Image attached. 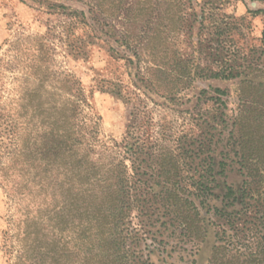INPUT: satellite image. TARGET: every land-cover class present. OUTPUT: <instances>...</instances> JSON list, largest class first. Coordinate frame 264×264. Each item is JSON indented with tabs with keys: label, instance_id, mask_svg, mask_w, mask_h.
Masks as SVG:
<instances>
[{
	"label": "rangeland",
	"instance_id": "374dc122",
	"mask_svg": "<svg viewBox=\"0 0 264 264\" xmlns=\"http://www.w3.org/2000/svg\"><path fill=\"white\" fill-rule=\"evenodd\" d=\"M262 10L264 0H0V264H99L91 187L72 185L68 170L86 155L119 162L129 130L165 153L194 149L179 161L194 177L215 174L211 203L225 212L205 216L190 197L205 231L187 230L159 220L150 196L121 227L129 264H264V85L237 97L241 80L264 83ZM240 109L242 138L237 126L229 137ZM222 111L227 124L213 120ZM201 132L215 152L198 154Z\"/></svg>",
	"mask_w": 264,
	"mask_h": 264
},
{
	"label": "trees",
	"instance_id": "16d2710c",
	"mask_svg": "<svg viewBox=\"0 0 264 264\" xmlns=\"http://www.w3.org/2000/svg\"><path fill=\"white\" fill-rule=\"evenodd\" d=\"M35 46L38 52L41 53L45 48V43H36ZM228 76L233 75L230 72L221 75V78L227 79ZM246 85L257 88L264 85V83L254 82L248 78L241 80L237 88V97L241 104L246 99L242 86ZM216 91L224 93L220 89H216ZM243 112L240 109L231 117L229 137L233 136L234 129L237 126L240 130L237 131L239 132V138H242V129H244ZM226 117L227 114L222 111L219 115L213 116V120L217 118V121L221 120L227 124ZM210 128L216 129L215 126ZM203 134L201 132L195 140L198 154L203 153L205 150L215 152L211 139L213 135L206 138ZM201 136L203 137L200 139ZM63 137L67 142L68 151H73L75 148L74 142H71L70 145L68 143L70 134L66 132ZM127 138L123 142L122 159L119 162L108 163V165L95 164L86 155L82 157L81 168L78 167V161L75 160L73 161L74 164L71 165L72 169L68 170L72 185L91 187V189L88 188L90 194L87 196L86 213H88V230L93 231L98 237V242H101V246H99L101 260L99 259V264H129L127 261L129 255L127 250L124 249V241L127 238L120 236L123 233L128 234L126 231L128 228L121 229V227L123 228L125 225L129 211L133 207L137 206L140 211L144 210V207L148 205L150 196H152L153 202H156V206L153 208L157 211L159 220L162 217H168L173 224L182 225L187 230L192 228L190 223L193 224L197 221L198 227L195 230L197 232L205 231L203 226L204 217L199 207L194 204L190 197L199 199L200 207L205 208V216L211 210L219 214L225 213L211 203L214 199L219 198L212 191L210 185L214 181L215 174L209 173L204 168L201 171L198 170L197 177H194L195 173H190L191 167H189L190 170H186L187 165H184L183 159L181 162L179 161L181 155L179 157L178 152L180 150H182V155L186 154L190 157L192 154L195 155L194 149L184 148L178 142L176 154H174V150L165 153L166 151L161 145L148 141V138H140L133 130H129ZM228 144V142L225 143L224 148H227ZM61 149L60 144L55 145L51 148L50 154L58 156L59 153L61 154ZM45 153H43L44 157L40 158V162L45 161L44 164L47 166L49 163L46 160L48 157L44 155ZM70 156L73 157L74 155L70 154ZM126 161L130 162V165ZM224 167L225 163H220L218 174H223ZM146 168L150 170V178L153 176L155 185L147 187L143 185L147 183V181H142V176L146 174ZM240 168H244V165ZM184 169L187 171V175L183 174ZM246 174L248 177L257 176V172L254 170ZM225 190L226 192L221 197L223 202L233 195V190L230 187H225ZM228 203L225 202V205ZM153 205L151 203V206ZM161 226L162 222L157 229L159 230ZM211 260L209 262L212 264L214 258H211Z\"/></svg>",
	"mask_w": 264,
	"mask_h": 264
}]
</instances>
